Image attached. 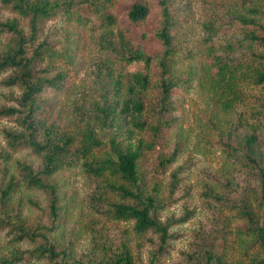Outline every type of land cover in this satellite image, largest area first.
Listing matches in <instances>:
<instances>
[{"label":"trees","instance_id":"obj_1","mask_svg":"<svg viewBox=\"0 0 264 264\" xmlns=\"http://www.w3.org/2000/svg\"><path fill=\"white\" fill-rule=\"evenodd\" d=\"M170 1L157 0L158 27L141 33L143 41L154 38L159 45V53H149L143 47L131 45L121 34L117 36V43L109 40L117 23L116 15L111 12L113 0H0V6L26 18L29 27V34L25 35L16 17L0 18V34L9 35L11 40L9 47L0 50V76L6 69L17 71L4 79L1 77L0 81L21 89L15 106H0V117L13 116L17 126V129L2 131L6 145L0 144V264H30L32 260L42 264H142L126 241L116 243L96 236L91 251L79 254L69 247L57 246L50 234L62 224L65 208L53 178L59 171L73 168H81L100 181V197L111 195L102 210L106 220L132 223L133 230L141 237L148 232L156 234L147 264H162L174 249L171 241L175 234L169 230L170 225L177 220L185 222L193 210L185 205L178 219L158 220L154 213L163 204L159 185L155 182L146 187L138 162L143 146L153 147L174 128L176 120L171 114L183 107L178 95L192 87L194 81L208 92L218 111L237 113L251 124L242 146L226 143L223 149L234 170L251 167L257 179L250 182L238 177L224 185L231 197L212 196L229 215L226 221L237 219L241 223L234 236L229 231L223 233L221 251L215 253L199 229L196 231L199 235L177 264H264V161L257 145L259 136L264 139V35L260 34L262 26L257 18L264 14V9L252 6L254 0H237L229 6L231 17L250 35L246 38L249 48L245 50L244 60L228 62L209 49L208 63L181 70V57L173 41ZM81 5L92 8L95 16L80 13ZM151 13V7L143 0H132L126 8L125 19L130 25H138ZM54 19L62 20V35L68 46L77 39L80 28L103 30L101 46L109 60L100 83L99 100L93 102L90 118L69 133L48 122L55 107L53 102L61 91L58 80L63 79V72L53 77L42 72L34 74L36 63L39 66L46 54L72 58L67 52L69 47L58 51L48 45V37L43 35L44 26ZM28 45L33 46L32 53L28 52ZM49 47H52L50 51ZM45 69L46 65L42 67ZM152 73L156 75L154 78ZM247 83L257 94L245 91ZM151 89L157 92L156 100L146 103L144 97ZM47 90L52 94L45 96ZM117 120L119 130L129 138L126 144H121L117 135L109 140L100 136L99 130L107 129ZM134 129L148 132L150 139L145 143L136 139L134 144ZM25 149L40 159L39 165L13 159V154ZM176 152L177 147L168 156L159 158L156 166L169 167ZM176 184L174 170L168 202ZM24 190L45 194L47 207L42 208L37 198L24 199ZM25 205L40 212L33 224L26 220ZM208 207L214 213V207L211 204ZM238 249L245 260L233 263L229 258L231 250Z\"/></svg>","mask_w":264,"mask_h":264},{"label":"rangeland","instance_id":"obj_2","mask_svg":"<svg viewBox=\"0 0 264 264\" xmlns=\"http://www.w3.org/2000/svg\"><path fill=\"white\" fill-rule=\"evenodd\" d=\"M148 4L152 13L149 18L138 25H130L125 19L126 8L132 0H113L111 12L116 15L117 23L112 28L109 40L117 43V36L121 34L131 45L143 47L149 53H159L160 48L154 38L141 39V33L145 30L151 31L158 27V12L156 9L157 0H143ZM237 0H171L172 15L174 20V43L178 48L181 57L179 68L186 69L189 65L199 66L208 63L209 49L215 51L222 59L236 63L246 58V48L249 42L246 38L250 35L238 24L237 20L231 17L232 7ZM252 6L264 9V0H254ZM92 8L81 5L80 13L94 17ZM240 11V8H237ZM16 17L25 35L29 34L28 20L21 17L8 8L0 6V18L6 19ZM258 22L262 28L260 34L264 35V14H260ZM63 22L60 19L49 21L44 26V34L48 37V45L60 50L67 47L68 54H48L44 60L34 69V74L46 73L53 77L56 73L63 72L60 94L56 97L55 107L48 122L55 123L59 130L69 133L83 125L90 118V110L94 101L99 100L100 83L102 82L105 67L109 60H106L105 49L101 46L100 37L103 30L91 31L88 28L78 29V36L71 45L65 43L62 35ZM40 37L36 43L41 39ZM11 45L9 35L0 34V50ZM28 52L32 53L33 46H27ZM52 47H49L50 51ZM31 51V52H30ZM39 60V59H37ZM51 60V61H49ZM40 61V60H39ZM37 61V62H39ZM101 63L103 66L101 68ZM46 65V69L42 67ZM113 67V65H111ZM101 69V70H100ZM42 70V71H41ZM118 71V70H117ZM17 71L6 69L0 76L4 79ZM155 73H152L154 78ZM104 78V77H103ZM245 91L249 94H257L250 84H245ZM21 89L19 86L5 85L0 81V106H15ZM47 90L45 96L51 95ZM157 97L155 89H151L145 95L147 103H154ZM178 101L183 104L180 110H175L171 115L175 117L174 128L168 132L166 139L159 140L153 147L143 146V154L139 159V169L142 179L149 187L151 183L159 185V196L163 200L160 209L154 215L158 220L165 221L174 217L178 219L185 205L193 210L191 218L185 222H174L169 230L175 234L171 241L174 249L162 260V264H177L181 260L183 252L190 248V245L200 234L212 247L215 253L221 251L223 245V233L231 232L234 236L236 227L241 224L237 219L226 221L229 216L220 208L219 201L212 196L231 197V193L224 186L228 181L234 182L238 177L243 180L255 182L257 176L251 167H244L243 170H234L226 156L225 144L234 143L242 146L245 135L250 132V123L244 120L243 116L235 114H223L218 111L216 103L208 92L194 81L192 87L183 90L178 95ZM151 105V104H150ZM48 105L45 107L47 108ZM243 108V107H242ZM241 109V108H240ZM244 110V108L242 109ZM148 119L150 117L148 116ZM118 120L105 130H99L100 136L109 140L111 136L117 135L121 144L129 140L127 133L121 132L117 126ZM5 128L17 129L13 116L0 117V144L6 145L3 130ZM132 138L144 143L149 140V133H142L134 129ZM257 145L262 151L264 161V139L261 136L257 139ZM177 147L174 160L169 167L158 168V159L168 156ZM13 159L27 160L35 166L40 164V159L31 154L28 149L12 155ZM164 170V171H163ZM176 171L177 184L171 194L170 182L171 173ZM58 185L60 202L65 208L62 216L63 222L50 234L56 241L59 248L69 247L75 253H86L91 251L96 236L110 238L113 242L126 241L134 252L138 263H148V252L153 247L152 241L157 239L155 233L148 232L144 236L137 234L132 223L122 221L106 220L102 215L105 207V200L111 198L110 194L100 197L101 189L98 187V180L92 178L81 168L59 171L53 178ZM210 190V195H208ZM37 198L42 208L47 207V196L36 190H24L23 198ZM214 207L212 213L208 207ZM24 214L26 220L33 224L40 212L29 205H25ZM46 221L47 218H44ZM4 240V232H1ZM100 242V241H99ZM100 244V243H99ZM248 246V245H247ZM251 250V249H250ZM248 250V251H250ZM230 261L237 263L245 260L241 257V251L231 250ZM30 264H42L32 260Z\"/></svg>","mask_w":264,"mask_h":264}]
</instances>
